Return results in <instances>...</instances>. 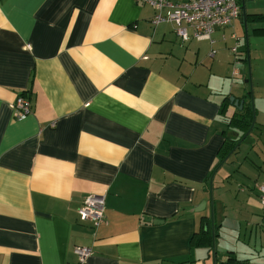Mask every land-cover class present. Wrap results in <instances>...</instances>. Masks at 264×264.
Returning a JSON list of instances; mask_svg holds the SVG:
<instances>
[{
	"label": "crops",
	"instance_id": "obj_1",
	"mask_svg": "<svg viewBox=\"0 0 264 264\" xmlns=\"http://www.w3.org/2000/svg\"><path fill=\"white\" fill-rule=\"evenodd\" d=\"M238 1L212 42H182L140 0H0V264H76V245L87 264H212L190 243L203 217L217 264H264V0ZM235 99L255 108L254 144L210 182ZM89 194L97 227L77 214Z\"/></svg>",
	"mask_w": 264,
	"mask_h": 264
},
{
	"label": "built area",
	"instance_id": "obj_2",
	"mask_svg": "<svg viewBox=\"0 0 264 264\" xmlns=\"http://www.w3.org/2000/svg\"><path fill=\"white\" fill-rule=\"evenodd\" d=\"M148 4L154 10L151 19L153 24L169 22L174 25V31L182 42L190 38L196 40H208L216 28L226 27L232 24L240 15L238 0H140ZM230 52L237 61V47L232 46ZM237 69H233L232 75L238 76ZM13 111L16 118L21 119L31 112L29 101L23 96H17L14 100ZM259 204L264 213V183L258 184ZM77 214L82 221H88L93 227L99 226L104 221V196L89 194L84 197ZM76 264H87L91 254L88 246L76 245L73 247Z\"/></svg>",
	"mask_w": 264,
	"mask_h": 264
},
{
	"label": "trees",
	"instance_id": "obj_3",
	"mask_svg": "<svg viewBox=\"0 0 264 264\" xmlns=\"http://www.w3.org/2000/svg\"><path fill=\"white\" fill-rule=\"evenodd\" d=\"M249 98H251V91L248 92ZM250 104L244 106L242 108L237 109L231 119L228 121L230 125H232L235 131L238 133V136L234 139H229L228 141L224 142L221 147L219 148L218 155L219 161L217 165L213 168V172L221 165L226 159L231 155L237 152L239 145L235 147L236 143L249 131V127L252 122L253 115L255 113V108L251 104V99H249ZM238 107V106H237ZM255 127V122L253 124L252 129L249 133L244 137V139L240 142H244L247 137H249ZM235 147V148H234ZM230 153V154H229ZM228 157L226 158V156ZM226 158V159H225ZM225 159V160H224ZM211 177V176H210ZM204 222H202L201 226L197 231L193 233L190 239V243L192 246H207L211 247L213 243V237L215 236V230H211V226L205 220H210V217H203ZM214 231V233H213ZM234 257H228L224 260L225 264H234L235 263Z\"/></svg>",
	"mask_w": 264,
	"mask_h": 264
},
{
	"label": "rangeland",
	"instance_id": "obj_4",
	"mask_svg": "<svg viewBox=\"0 0 264 264\" xmlns=\"http://www.w3.org/2000/svg\"><path fill=\"white\" fill-rule=\"evenodd\" d=\"M239 2V1H238ZM247 39L246 38H243L242 39V43H241V46H240V48H241V50H242V52H244L245 51V49H246V47H248V44H247ZM253 42H255V39H253ZM253 42H251V45H254V43ZM232 44V42L231 41H227V45L229 46V45H231ZM227 52H228V58H229V60H230V62H229V64H230V73H231V71H232V68H234V65H237V68H243V66L241 67L240 66V64H238L239 62V60L238 61H233L232 60V57H233V55H232V53L230 52V50H228L227 49ZM240 52V51H239ZM245 60V59H244ZM245 67V66H244ZM249 68V70H250V67L248 66V62L246 61V68H245V72H247L248 71V68ZM244 69V68H243ZM242 69V70H243ZM244 71V70H243ZM251 71V70H250ZM230 77H232V78H234L232 75L230 76ZM232 80H234V79H232ZM238 81H236V83H237ZM251 89V94H253V92H252V86L249 88V90ZM252 102H253V104H254V99H253V95H252ZM252 102H251V104H252ZM253 104H252V106H253ZM238 136V135H237ZM236 136V137H237ZM253 139H255V137L254 136H249V137H247L246 138V140L244 141V142H242V143H240V145H239V150H241V149H244L247 145H252V144H254L253 142H251ZM236 155V154H235ZM247 155H249L248 157H249V160L251 159L253 162L254 161H256V156H255V154L253 153V152H249V153H247Z\"/></svg>",
	"mask_w": 264,
	"mask_h": 264
},
{
	"label": "water",
	"instance_id": "obj_5",
	"mask_svg": "<svg viewBox=\"0 0 264 264\" xmlns=\"http://www.w3.org/2000/svg\"><path fill=\"white\" fill-rule=\"evenodd\" d=\"M246 81H248V80H246ZM229 100L230 101H232L233 100V98L232 97H230L229 98ZM239 103V105H237ZM235 106H238V108H241L242 107V101H238V100H234V103H233ZM253 124H254V115H253V118H252V122H251V125H250V127H249V131L252 129V127H253ZM249 131L236 143V145H235V147H237L239 144H240V142L244 139V137L249 133ZM234 147V148H235ZM230 154V153H229ZM228 157V155L226 156V158ZM225 158V159H226ZM224 159V160H225ZM213 175H214V172L212 173V175H211V177H210V182L212 181V178H213ZM201 208H197L196 210H201V209H203L204 208V205H205V202L204 201H202L201 202ZM156 221H159V222H162V220H156ZM156 221H154V222H156ZM211 230H212V221H211ZM211 255H212V264H217L216 262H217V259H216V255H215V249H214V247H213V243H212V252H211ZM218 264H222V263H218Z\"/></svg>",
	"mask_w": 264,
	"mask_h": 264
}]
</instances>
